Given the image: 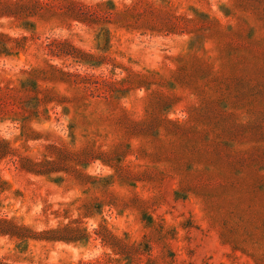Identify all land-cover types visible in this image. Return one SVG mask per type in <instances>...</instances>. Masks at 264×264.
<instances>
[{
	"label": "rangeland",
	"instance_id": "374dc122",
	"mask_svg": "<svg viewBox=\"0 0 264 264\" xmlns=\"http://www.w3.org/2000/svg\"><path fill=\"white\" fill-rule=\"evenodd\" d=\"M0 264H264V0H0Z\"/></svg>",
	"mask_w": 264,
	"mask_h": 264
}]
</instances>
